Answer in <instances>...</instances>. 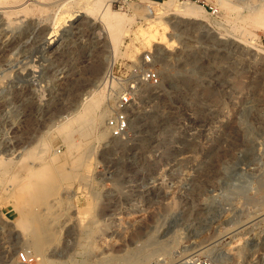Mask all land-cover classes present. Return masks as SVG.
<instances>
[{
	"label": "rangeland",
	"instance_id": "rangeland-1",
	"mask_svg": "<svg viewBox=\"0 0 264 264\" xmlns=\"http://www.w3.org/2000/svg\"><path fill=\"white\" fill-rule=\"evenodd\" d=\"M95 1L0 0V264H264V0Z\"/></svg>",
	"mask_w": 264,
	"mask_h": 264
},
{
	"label": "built area",
	"instance_id": "built-area-1",
	"mask_svg": "<svg viewBox=\"0 0 264 264\" xmlns=\"http://www.w3.org/2000/svg\"><path fill=\"white\" fill-rule=\"evenodd\" d=\"M213 10H215V6L212 7ZM145 64H151L152 58L150 55H147L145 57ZM139 72H137V77L142 82H151L153 84H159L160 83V73L157 70L154 69H147V68H139ZM133 96L131 92L123 93L118 98V101L116 103V111L113 115L110 116L108 119V128L113 134L115 138H119L124 136L130 128V119L128 115V110L130 106V102L132 100ZM21 259L24 263H28L30 261V257L27 253L21 254ZM197 264H217L214 259L208 258L204 259Z\"/></svg>",
	"mask_w": 264,
	"mask_h": 264
},
{
	"label": "bare ground",
	"instance_id": "bare-ground-1",
	"mask_svg": "<svg viewBox=\"0 0 264 264\" xmlns=\"http://www.w3.org/2000/svg\"><path fill=\"white\" fill-rule=\"evenodd\" d=\"M102 0H98V1H95L91 8H93V10H98L100 9V3ZM175 0H167L165 1L164 3H162L160 6H162V9L164 12H174L177 11V13H180L182 14V16H184L186 19L189 18V19H194V20H201V17L204 16L205 14V11L197 6L196 4H193L191 2V4H185V5H182L181 7H176L175 5ZM220 1V0H219ZM77 2V1H76ZM151 2V1H150ZM85 4V3H84ZM154 4V3H153ZM88 5V4H87ZM181 5V4H180ZM254 8V7H253ZM252 8V9H253ZM258 8V7H257ZM259 8H262V7H259ZM242 9V8H241ZM256 9V8H255ZM150 10V9H149ZM262 9H259V10H254L253 12L255 13V15H252V16H249L248 19L249 21L252 20V19H255V21L257 23H259L260 25H263L264 26V13H262L261 11ZM12 11V10H11ZM242 12V11H241ZM97 13V12H96ZM239 13V12H238ZM243 13V12H242ZM165 14V13H164ZM98 16V15H97ZM105 17L109 19V27L111 30H113L114 32H116V30L118 29V26L120 25V23H122L121 21V17L117 14H109L108 13H105ZM183 17V18H184ZM103 18V17H102ZM247 19V17H246ZM248 19L246 21H248ZM105 20V19H104ZM108 21V20H107ZM105 21V22H107ZM124 21V20H123ZM242 22V21H241ZM253 22V21H252ZM251 22V23H252ZM256 22H253V24H257ZM245 23V22H244ZM257 24V25H259ZM107 25V26H108ZM259 25V26H260ZM112 70H113V64L111 66V69H110V75L112 76ZM106 84L105 83V86H103L102 89H100L99 91H96L95 94L93 95V97H101L102 96V93H103V90L106 88ZM27 183V182H26Z\"/></svg>",
	"mask_w": 264,
	"mask_h": 264
}]
</instances>
